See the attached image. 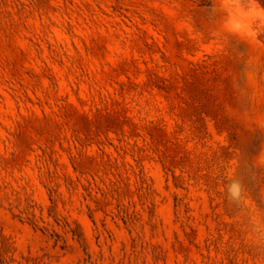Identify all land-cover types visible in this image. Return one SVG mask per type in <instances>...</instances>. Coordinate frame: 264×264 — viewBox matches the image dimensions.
Segmentation results:
<instances>
[{"label":"rangeland","instance_id":"1","mask_svg":"<svg viewBox=\"0 0 264 264\" xmlns=\"http://www.w3.org/2000/svg\"><path fill=\"white\" fill-rule=\"evenodd\" d=\"M212 5L0 0V264H264V34Z\"/></svg>","mask_w":264,"mask_h":264},{"label":"clouds","instance_id":"2","mask_svg":"<svg viewBox=\"0 0 264 264\" xmlns=\"http://www.w3.org/2000/svg\"><path fill=\"white\" fill-rule=\"evenodd\" d=\"M210 11L218 17L217 31L222 37L254 44L264 34V3L261 0H213ZM229 193L239 198L240 185L232 184Z\"/></svg>","mask_w":264,"mask_h":264}]
</instances>
